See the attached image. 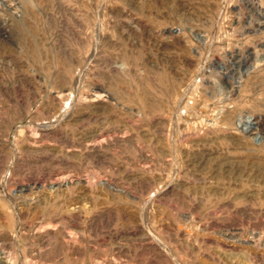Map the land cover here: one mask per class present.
<instances>
[{
    "label": "rangeland",
    "instance_id": "1",
    "mask_svg": "<svg viewBox=\"0 0 264 264\" xmlns=\"http://www.w3.org/2000/svg\"><path fill=\"white\" fill-rule=\"evenodd\" d=\"M0 264H264V0H0Z\"/></svg>",
    "mask_w": 264,
    "mask_h": 264
},
{
    "label": "bare ground",
    "instance_id": "2",
    "mask_svg": "<svg viewBox=\"0 0 264 264\" xmlns=\"http://www.w3.org/2000/svg\"><path fill=\"white\" fill-rule=\"evenodd\" d=\"M252 121V120H251ZM252 122H250V124H251ZM253 123H256V122H253ZM250 127V126H249Z\"/></svg>",
    "mask_w": 264,
    "mask_h": 264
}]
</instances>
